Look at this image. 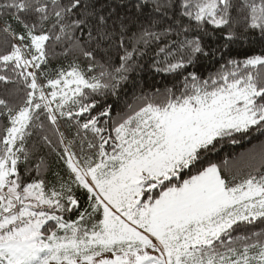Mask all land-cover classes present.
Segmentation results:
<instances>
[{
  "label": "snow or ice",
  "instance_id": "obj_1",
  "mask_svg": "<svg viewBox=\"0 0 264 264\" xmlns=\"http://www.w3.org/2000/svg\"><path fill=\"white\" fill-rule=\"evenodd\" d=\"M0 264H264V0H0Z\"/></svg>",
  "mask_w": 264,
  "mask_h": 264
},
{
  "label": "trees",
  "instance_id": "obj_2",
  "mask_svg": "<svg viewBox=\"0 0 264 264\" xmlns=\"http://www.w3.org/2000/svg\"><path fill=\"white\" fill-rule=\"evenodd\" d=\"M237 150H238V151H241L242 149H239V148H238Z\"/></svg>",
  "mask_w": 264,
  "mask_h": 264
}]
</instances>
